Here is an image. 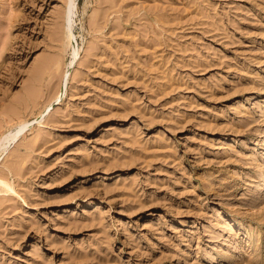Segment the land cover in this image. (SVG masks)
<instances>
[{
  "label": "rangeland",
  "instance_id": "obj_1",
  "mask_svg": "<svg viewBox=\"0 0 264 264\" xmlns=\"http://www.w3.org/2000/svg\"><path fill=\"white\" fill-rule=\"evenodd\" d=\"M0 264H264V0H0Z\"/></svg>",
  "mask_w": 264,
  "mask_h": 264
},
{
  "label": "bare ground",
  "instance_id": "obj_2",
  "mask_svg": "<svg viewBox=\"0 0 264 264\" xmlns=\"http://www.w3.org/2000/svg\"><path fill=\"white\" fill-rule=\"evenodd\" d=\"M72 1H73V0H70V2H72ZM47 64H48V63H47ZM53 67L58 68V64H57L56 62H54L53 65H46V67H45V71H44V73H43V77H42V79L45 78V75H46V74L50 73V71L53 69Z\"/></svg>",
  "mask_w": 264,
  "mask_h": 264
}]
</instances>
